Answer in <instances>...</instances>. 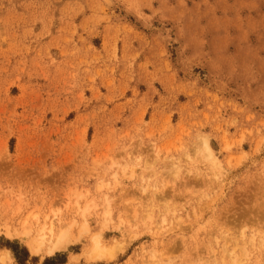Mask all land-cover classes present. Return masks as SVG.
<instances>
[{
	"label": "rangeland",
	"instance_id": "rangeland-1",
	"mask_svg": "<svg viewBox=\"0 0 264 264\" xmlns=\"http://www.w3.org/2000/svg\"><path fill=\"white\" fill-rule=\"evenodd\" d=\"M10 248L264 264V0H0V264Z\"/></svg>",
	"mask_w": 264,
	"mask_h": 264
},
{
	"label": "bare ground",
	"instance_id": "bare-ground-1",
	"mask_svg": "<svg viewBox=\"0 0 264 264\" xmlns=\"http://www.w3.org/2000/svg\"><path fill=\"white\" fill-rule=\"evenodd\" d=\"M208 147H206V150H207ZM207 152H209L207 150ZM210 154V152H209ZM87 210L84 208L83 212L85 214ZM82 212V211H81ZM82 214V215H84ZM58 221V220H57ZM79 223V222H78ZM53 224L54 221H52L48 227H45V223L44 225L40 228V233L38 234V239H31L27 245L29 251L32 253V254H38L40 252L43 251V246H44V243H45V231L47 230L48 234H49V237L53 236ZM63 224V223H62ZM77 225V224H76ZM47 226V225H46ZM65 226V225H64ZM39 227V226H38ZM86 226L85 224L82 225V229L81 230H85ZM66 229V228H65ZM35 230V229H34ZM57 230V229H56ZM32 231V230H31ZM30 232V231H29ZM70 232V231H69ZM31 233V232H30ZM65 236V232H64V229H62V227L57 230V233H56V237L53 239V240H49L50 244H48L47 246H45V249H44V252L47 254V255H53V253L55 252V250L59 247V244L60 242L63 240V237ZM71 236V235H70ZM52 239V238H51ZM91 242H92V245H91V250H89L90 252L87 253L88 255V258L89 256L93 257L94 259H96V257H103L104 253H105V249L103 248L101 242H100V238L97 236V237H92L91 239ZM107 253V252H106ZM8 254V253H7ZM9 256V255H8ZM95 256V257H94ZM4 257V256H3ZM100 257V258H101ZM7 258V257H6ZM9 258V257H8ZM92 258V259H93ZM5 259V258H4ZM91 259V258H90Z\"/></svg>",
	"mask_w": 264,
	"mask_h": 264
},
{
	"label": "trees",
	"instance_id": "trees-1",
	"mask_svg": "<svg viewBox=\"0 0 264 264\" xmlns=\"http://www.w3.org/2000/svg\"><path fill=\"white\" fill-rule=\"evenodd\" d=\"M14 259L19 263V264H24L28 258L29 254L28 252L22 248L20 251L17 252V249L10 248ZM43 264H64V261L59 260L58 257H52V258H46L43 262Z\"/></svg>",
	"mask_w": 264,
	"mask_h": 264
}]
</instances>
